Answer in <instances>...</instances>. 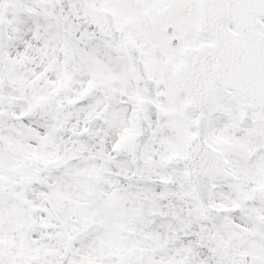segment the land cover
I'll list each match as a JSON object with an SVG mask.
<instances>
[{
	"label": "snow or ice",
	"instance_id": "1",
	"mask_svg": "<svg viewBox=\"0 0 264 264\" xmlns=\"http://www.w3.org/2000/svg\"><path fill=\"white\" fill-rule=\"evenodd\" d=\"M0 264H264V0H0Z\"/></svg>",
	"mask_w": 264,
	"mask_h": 264
}]
</instances>
